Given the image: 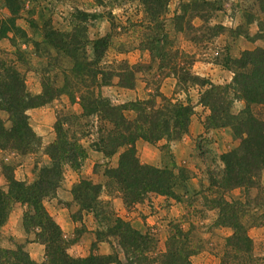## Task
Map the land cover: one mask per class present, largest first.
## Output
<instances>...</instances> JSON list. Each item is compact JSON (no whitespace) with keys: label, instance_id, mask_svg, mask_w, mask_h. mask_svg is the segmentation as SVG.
I'll return each mask as SVG.
<instances>
[{"label":"trees","instance_id":"obj_1","mask_svg":"<svg viewBox=\"0 0 264 264\" xmlns=\"http://www.w3.org/2000/svg\"><path fill=\"white\" fill-rule=\"evenodd\" d=\"M5 2L10 10V16L0 18V39L8 37L9 33L13 36L16 33L27 36L16 23L21 8L19 0ZM163 2L165 5L166 0ZM208 2L185 1L179 13L173 16L175 28L183 30L181 20L188 21L192 12L208 9L206 8ZM257 6L258 12L264 14V0H258ZM216 8L213 6V9ZM161 10L165 13L167 9L163 7ZM76 12L72 17L70 30L43 28V39L35 41L38 52L42 47L52 50L57 57L58 55L66 57L69 65L60 64L61 67L57 66L59 63L56 65L54 58L47 57V66L53 63L56 73L59 71L62 76L63 86L48 85L43 78L40 93L29 91L25 74L17 66V62L27 66L26 53L16 45L13 37L9 38L14 48V59H5L0 55V111L7 113L9 121V126H6L0 115V149H9L20 155L35 152L40 145V138L30 124L28 110L51 104L62 94L68 95L71 103L78 102L81 111L75 120L94 116L95 119L108 123V128L103 130L104 125L100 122L99 132L103 130L104 134L98 136L92 147L100 151L104 157H111L120 151L116 165L105 166V183L94 182L82 176L73 182L70 189L73 201L70 200L66 205L69 207L71 202L78 205L76 213L71 217L75 222L80 220L81 214L78 213L86 211L94 214L99 228L94 231L95 240L91 248H95L98 242L106 241L110 244L111 251L107 254L90 252L87 256L71 255L63 230L43 203L46 197L56 196L58 188L63 183L65 168L80 171L88 156V149L81 138L56 121L58 123L54 125L55 139L43 149L49 161L40 167L37 165L34 167L36 172L34 179L31 181L16 179L15 164L4 161L3 176L7 188L4 189L0 185V228L8 218L14 202L24 205L27 209L22 214L23 230L27 235L32 232L33 241L44 246L43 259L40 262L36 261L22 245H16L14 248L0 246V264H194L191 256L195 249L187 242L188 231L178 226L175 233L167 237L164 250H157L156 240L149 231L141 232L135 229L129 221L116 215L111 208L105 211L99 201L102 189L106 186L112 189L109 191L118 194L125 207L143 201L151 192L182 200V195L189 192L186 180L184 184L181 182L182 179L180 180V171L183 170L180 168L179 173L175 174L170 168L141 163L136 154L135 142L138 139L150 143H156L163 138L167 141L180 139L188 131L193 109L191 105L168 98L162 93H157L163 101L161 105L150 102L149 98L114 104L109 98L104 97L100 93V87L113 84L115 77L120 87L134 88L136 71L134 66L127 62L110 74L102 68L100 64L111 43V35L107 33L94 39L84 37L82 35L84 27L78 25V21L81 22L88 17L95 18L96 15L90 16L88 12L82 10ZM245 16V23L236 28L222 24L205 25L201 33L194 34L193 39L201 42L203 39L213 38L225 32L230 37L243 35L250 40L264 39L262 19L254 13ZM255 19L258 20L259 30L254 36H250L242 26ZM150 42L144 48L154 59L159 56L154 49L162 43L159 37ZM80 45L90 46L89 58L86 57L84 48L81 51ZM79 49L81 58L75 55ZM222 50L224 53L217 62L232 71L230 84H215L193 75L190 70L186 75L189 80L191 77L194 78V83L206 86L200 96V102L210 109L205 127L229 126L232 136L239 140L238 146L220 155L223 167L218 174L219 177L208 172L210 187H216L223 192L215 201L219 223L231 229V234L225 239L221 264H254L253 241L239 214L242 202L228 201L224 193L240 188L247 196L250 188L261 187L264 169V119L257 117L252 108L254 105L264 103V48L257 46L251 50L245 49L236 56L227 48ZM35 56L38 57L40 65L43 61L39 58L42 57L37 54ZM193 61L194 58L191 63ZM86 76L91 81L90 85H94L97 91L89 89L85 84ZM197 78L200 81L196 80ZM231 93L245 103L244 108L238 113L230 111ZM126 111H133L135 115L128 117ZM163 147L166 148V145ZM260 201L256 205L262 204ZM100 215L105 219L104 229L100 226L102 221ZM120 251L122 257L119 255Z\"/></svg>","mask_w":264,"mask_h":264},{"label":"rangeland","instance_id":"obj_2","mask_svg":"<svg viewBox=\"0 0 264 264\" xmlns=\"http://www.w3.org/2000/svg\"><path fill=\"white\" fill-rule=\"evenodd\" d=\"M163 1L164 0H74L70 4L66 3L67 5H64L61 0H19L21 8L16 23L26 32L27 36H20V33H16L15 36H13V34L9 33L8 37L0 39V55L5 59H14V48L9 39L10 37H13L16 45L23 49L26 53V59L29 65L27 64V66H25L17 62V66L25 74L26 85L29 91L33 93L31 90L32 87L33 89L42 88L41 83L43 78L48 85H55L56 87L63 86L62 76L59 74V71L56 73V68L53 67V63L51 62L47 66V57H50L51 59L54 58L56 65L59 63L57 65L58 67H61L64 63H69L66 60V57L63 55H58L57 57L52 50L43 49L42 47L38 52L35 41L43 39V28H54L57 23L60 22V17L63 18L66 16V24L71 28L73 22L72 17L74 14L76 15L77 10H80V8H77V6H79L82 8V11H89L90 16L91 14L96 15L95 18L88 17L81 22L78 21V25L84 27V29L82 28V31L84 30L82 33L84 37L86 36L91 39L106 30L111 35V43L103 55L100 66L106 69L110 74L112 71H117L118 68L126 62L133 65L134 70L136 71L135 77L140 78V82H142V80L146 82L144 86L146 97H144V99L149 98L150 102H153L156 105H161L163 101L157 93H162L160 91V87L163 77L173 73L180 82V86L184 85V81L187 80L193 84L194 78L191 77V80H189L186 75L193 64V62L191 63L192 58H194L195 55H200L199 57H202V59L206 58L217 61V59L222 57L221 54L224 53V50H222L224 48H222L220 44H216L218 42H214L215 38L211 39L212 37L199 44H196L193 41L190 42L189 37L194 32L193 27H188L185 33L172 32L170 24H172L173 21L171 20L170 23V19L166 17L165 13H163L161 9L163 7L168 9L169 3H171L170 8L177 7V9H179L187 0H176L177 2L175 1L173 5L172 2L168 0H166V4L164 5ZM207 1H209V5H207L206 8L208 9H206V11L208 13L214 12V16L217 20L220 19L219 16L222 14L223 9L228 8L229 11L231 10V1H237V4L240 3L239 8H242L239 9V13L240 10L247 12L245 15L254 13L264 22V16L258 15V0ZM160 2H162V4H160ZM213 6L217 8L213 9ZM130 9L131 13H128ZM218 9H221V11L215 12ZM59 11L62 13L67 11V15L58 14ZM9 16L10 10L7 7L5 0H0V18H6ZM193 21L194 23L199 22L198 19ZM181 22V25L184 26L187 21L186 19H183ZM192 25L195 26V24ZM242 27L246 32V26ZM187 32L188 35H186ZM249 32L251 31L249 30ZM156 37H159V41L162 44L157 49H154L159 53V56L153 59L151 58L150 52L144 47L148 46V43H151L150 41ZM234 38L235 37H233V39ZM84 42L85 41H83V43ZM240 43L241 42L239 41V44ZM242 44L243 43H241V45ZM87 45H80V48L81 51L84 48V51L87 54L86 57L89 58L91 48ZM233 47L235 48L232 49V52L234 51L233 53H236V45H233ZM81 51L79 49L75 55L81 58ZM144 51L147 53L146 56H142ZM199 52L201 54H199ZM203 52H205V54H203ZM137 53L141 54L138 56ZM36 54L42 57L39 58L43 61L40 65H38L39 60L38 57L35 56ZM84 79L85 84L89 86V89L97 91V88L94 87V85H90L91 81H89L87 76ZM116 79L117 78L115 77L113 81ZM196 80L200 81L198 78ZM68 90L73 93L75 92L72 88H68ZM100 93L104 97L109 98V100L114 104H121L122 101L127 102L136 99L135 92L130 90L120 94L108 89L104 90L100 87ZM51 106V123L53 122V125H55V123L60 122L62 126L66 127L69 131L81 138L87 149H90L93 144L95 145L98 136L104 134L103 130L108 128V123H103L95 119L94 116L84 119L78 118L75 120L74 118L78 116L81 108L78 104H76V102L71 103L68 95L66 94L60 95L57 100L51 103ZM252 110L257 117L264 119V104L254 105ZM125 114L128 117H133L135 115L133 111L125 112ZM0 115L4 119L6 126H9L7 113L0 111ZM100 122L103 123L104 126L102 127L103 130L99 132V128L101 127L99 126ZM210 142H212L211 138L208 136H202L197 140V145L203 153L202 157H204V160H207V163L210 165L211 170L209 169V171L219 177L218 174L221 173L222 169H220V162H217L218 152L217 149H213V151L210 149V145L212 144ZM158 147L162 148L164 154L168 155V152L163 145ZM38 148V150L42 151L40 145ZM12 152L13 151L9 149L5 152L0 151V185L3 188L7 185L5 177H3L4 161L6 163L15 164L16 168L18 160L21 159L20 157H16V154L12 155ZM29 158H32V162L34 163L31 167V171H29L33 176L31 175L30 179H27L26 181L34 179V175L36 173L34 167L36 165L40 167L49 161V157L46 158L43 153H39L36 156L28 158L25 157L23 160L26 161ZM103 158H97V160L102 161L97 165L100 166L99 169H94V178L92 179L94 182L105 183L106 181V177L104 176L105 167L103 165H108V163L107 159H105V157ZM108 159L109 163L113 161L111 157H108ZM181 169L183 171H180L179 176H181L180 180L182 179L181 182L184 184L185 180L188 178V170L184 167ZM73 176L74 174L70 168L66 167L61 186L64 183L68 184L73 179ZM77 180L78 179L75 181ZM71 186L69 187L70 189ZM188 188L189 196L183 198L184 201H181L186 204V209L188 208V215L187 213L184 214L185 219L183 220L175 214L169 217V219H166L165 223L154 226L149 230V233L156 240L157 250H164L167 237L170 234H174L175 228L180 226L185 231H188L187 242L190 244L192 249H195V253L191 256V260L194 264H221V257L225 250V239L231 234V229L229 227L219 223L218 207L215 203L223 192L216 187H207L206 189L200 191V193H194V189L191 187ZM109 190L112 189L107 186L103 187L99 198L101 206L104 207L105 211L111 208L116 215L120 216V201L122 200L117 193ZM179 193L182 194V192ZM108 194H110V196ZM61 195L62 196L56 194L55 197H47L45 198V201H54V205L57 207L61 201H66L64 191L61 192ZM242 195H244L243 192ZM182 197H184V194ZM263 199L264 178L261 177V187L250 188L248 195H244L242 197V204L239 209L240 219L245 225L247 232L253 241V256L255 258L254 264H264ZM258 201L262 204L256 205ZM72 203L73 202H71L68 208L71 217L78 209V205L76 203ZM26 209L27 208L25 206H20L17 202L13 203L8 218L0 228L1 247L14 248L16 245H22L24 247V244L28 242L30 236L34 238V234L32 232L27 235L23 231L22 214ZM78 214H81L80 220L77 222L74 221L75 227L71 235L66 237L69 243L68 252L73 256L78 254L87 256L90 252L99 253L98 248H91L93 242L91 238H95V234L91 232H94L96 228H99L94 214L86 211ZM100 217L102 218L100 226L104 229L103 224L105 219L102 215H100ZM88 227H95V229L90 232ZM18 242L20 244H18ZM119 255L122 257L121 251L119 252ZM42 259L43 258H40L37 261L40 262Z\"/></svg>","mask_w":264,"mask_h":264},{"label":"crops","instance_id":"obj_3","mask_svg":"<svg viewBox=\"0 0 264 264\" xmlns=\"http://www.w3.org/2000/svg\"><path fill=\"white\" fill-rule=\"evenodd\" d=\"M61 1L65 5L66 3L70 4L74 0H61ZM168 1L172 2L173 5L176 0H168ZM230 4H231L230 5L231 10L229 11L228 8L223 9L222 14L219 16L220 17L219 20H217L216 17L214 16V12L208 13L206 9L200 10L199 12H192V16L186 22V25H184L183 30H177L173 22L172 24H170L171 30L174 33H185L188 27H193L194 32L189 37L190 38L189 41L190 42L193 41L194 43L199 44L204 40L206 41L208 39H203L201 40V42H198L193 39V36L194 34L201 33L202 28L205 25L222 24L229 28H236L240 24H244L245 23L244 18L247 12H245L244 10H240L239 13V9L242 8H239L240 3L237 4V1L235 2L231 1ZM170 5L171 3L168 4V9L165 11V15L170 19V23H171V20L173 21V16L179 13L178 11H180V8L179 9H177V7L170 8ZM77 8H80V10H82V8L79 6H77ZM217 11H221V9H218L215 12ZM85 12L90 13L89 11H85ZM129 12L131 13V9L128 11V13ZM66 13L67 11H64L63 13L59 11L58 14L67 15ZM189 13L190 11L188 12V15ZM258 14L264 16L263 13L262 14L258 13ZM195 19H198L199 22L194 23L193 20ZM66 20H67L66 16L63 18L60 17V22L57 23V25L54 28H57L58 30H70V27L66 24ZM192 24H195V26ZM245 26L250 36H254L259 30L257 19L248 22L247 24H245ZM249 30L251 32H249ZM107 33H109L107 30L103 31L99 33L98 36L92 37L91 39L103 36ZM186 35H188V32L186 33ZM214 38H215L214 42L216 41L218 42L216 44H220L222 48H227V50L233 56L238 55L240 51L245 49L251 50L257 46L264 48V39L255 38L254 40H250L245 38L243 35H238L233 39V37H230L226 32L217 34L211 39ZM239 41L243 44L242 45L241 43L239 44ZM233 45H236L237 47L236 53H233L234 51L232 52V49L235 48L233 47ZM137 54L139 56L141 53H137ZM199 54L201 53L199 52ZM203 54H205V52H203ZM146 55L147 53L144 51V53H142V56H146ZM199 56L200 55L194 56L193 64L189 69L193 75L198 76L200 78H206L215 84H230L232 82L233 73L227 67L218 63L217 61H213L211 59H206V58L202 59V57L200 58ZM184 82H185L184 85L180 86V82L177 80L174 74L171 73L163 77L161 81L160 91L163 93L164 96H168L171 97L173 100H179L184 104L191 105L193 111L190 117L188 131L180 139L171 140V141H167L165 138H163L156 143H150L145 140L138 139L135 142L136 152H137L136 154L141 163H146L161 168H170L173 170L175 174L179 173L180 168L182 167L186 168V170H188V178L186 179L187 187H191L192 189H194L195 190L194 193H200V191H202L203 189L210 187L209 177H208L210 165L207 163L208 161L204 160V157H202L203 153L197 145V140L200 139L202 136H208L209 138H211L212 142L210 143L212 144L210 145V149H212V151L213 149L214 150L217 149L218 152L217 162L218 163L220 162V169H222L223 164L221 159L219 161L220 158L219 156L222 153L229 151L235 148L236 146H238L239 140L232 136L231 128L229 126L218 127V128L205 127V120L207 116L210 114V109L208 106L200 102V96L202 92L205 90L206 86L199 83L192 84V82H189L188 80ZM145 84L146 82L144 80L140 82V78H136L134 88L129 89L117 85V79H116L113 81V84L108 86H102V89L104 90L108 89L110 91L113 92L115 91L120 94L123 92H128L130 90L135 92L136 99L137 98L144 99V97H146L145 89H144ZM31 90L33 91V93L37 94L41 92L42 88L40 87L39 89H33L32 87ZM231 97H232V102L230 105V111L232 113H238L241 109L244 108L245 103L243 100L235 98L232 93H231ZM76 104H78V102H76ZM51 108H52L51 104L48 103L43 106L31 108L28 110V114L30 116V124L33 130L35 131V133L40 138V148H42V151L38 150L39 149L38 148L37 149L38 151L36 150L35 152L23 154V155H20L14 151L12 152V155L16 154V157L21 158L20 160H18V164H16V168H14V176L18 180L30 179L32 175V173L29 171H31V167L34 164L32 162L33 159L29 158L28 160L24 161L23 159L25 157L28 158L31 156H36L39 153H43V155L46 158H48V156L44 153L43 149L50 142H52L56 136L53 122L51 123L50 121L51 112H52ZM162 145H166V150L168 152V155L164 154L162 148L158 147ZM0 151L5 152L6 150L0 149ZM119 152L120 151H118L116 154L111 156L113 161L110 163L108 157H105V159H107L108 165H116ZM98 157L103 158L104 155L100 151H97L91 147L90 149H88V156L84 160L80 171L77 172L70 169L74 174V176L72 177L73 179L68 184L64 183L62 186H60L57 192L59 196H62L61 192L64 191V194L66 196L65 197L66 201H61L60 204L57 205V207H55L54 201H45V199L43 201L49 213L54 217L56 222L60 225L65 237L70 236L75 227L74 221L72 220L69 214V210H68L69 207L66 205V203L69 202V200H71V194L69 191L70 189L69 187L72 185L71 182H74L76 179H79L81 176L86 177L88 179H93L94 169L96 170L99 169L100 166L97 165L99 164V162L102 161V160H97ZM103 166L105 167L106 165ZM262 177L264 178V169L262 172ZM6 188L7 185L4 186V189ZM242 191L243 190L240 188H234L225 192L224 197L228 201L241 200L242 197L244 196L242 195ZM188 196L189 194L186 193L184 194V197H182V200H176L171 197H167L164 195L151 192L148 193V195L143 201L137 202L129 207H125L122 201H120L121 204L120 216L125 220L129 221V223L135 229L141 232H146L152 229L154 226H158L161 223H165L166 219H169V217L175 214L184 220L185 219L184 214L187 213L188 215V208L186 209V204L181 201H184L183 198ZM20 206H24V205L20 204ZM94 229L95 227L92 228L88 227V230L90 232ZM33 239L34 238L32 236L29 237L28 242L24 244V249L29 253V255L33 259L37 261L40 258H43L44 246L42 244L33 241ZM91 240L94 241L95 238H91ZM18 244L20 243L18 242ZM96 248H98V251L101 254H107L111 251L110 244L106 241L98 242ZM75 256H84V255L78 254Z\"/></svg>","mask_w":264,"mask_h":264}]
</instances>
